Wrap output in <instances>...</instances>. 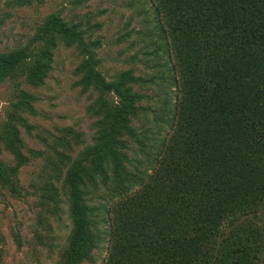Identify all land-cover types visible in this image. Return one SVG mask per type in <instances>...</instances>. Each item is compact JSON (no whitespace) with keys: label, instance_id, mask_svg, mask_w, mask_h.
<instances>
[{"label":"trees","instance_id":"trees-1","mask_svg":"<svg viewBox=\"0 0 264 264\" xmlns=\"http://www.w3.org/2000/svg\"><path fill=\"white\" fill-rule=\"evenodd\" d=\"M152 1L178 94L166 108L172 133L145 169L127 152L128 139L141 142L132 118L143 79L128 70L109 81L81 24L50 15L27 47L0 53V84L40 87L58 44L74 47L78 84L98 94L87 108L92 144L74 157L82 134L63 129L51 165L62 187L43 189L47 218L61 214V193L68 206L72 227L59 264L93 260L102 238L89 192L99 182L114 200L104 264H264V0ZM16 86L0 134L15 163L0 159V185L19 195V170L29 163L21 128H30L25 115H35V98Z\"/></svg>","mask_w":264,"mask_h":264},{"label":"rangeland","instance_id":"rangeland-1","mask_svg":"<svg viewBox=\"0 0 264 264\" xmlns=\"http://www.w3.org/2000/svg\"><path fill=\"white\" fill-rule=\"evenodd\" d=\"M50 15L82 25L86 41L99 46L98 69L109 81L128 70L143 79V84L134 86L144 100L139 103L141 110L132 118V127L141 142L128 139L127 152L130 160L142 162L145 169L154 154L150 151L160 150L172 133V115L166 108L174 105L178 94L175 74L167 71L166 65L170 61L172 67V63L162 39L163 23H159L153 1L28 0L18 5L16 0H0V53L27 47ZM80 61L81 55L74 47L60 42L43 86L33 87L23 79L0 84V134L15 99L16 84L20 83L21 89L35 98V115H25L30 128H21L29 163L19 170L20 194L0 185V264H59L68 245L72 226L64 194L61 193V214L51 218L46 217L42 196L43 189L52 182L56 188L62 187L51 166L58 159V152L63 151L59 145L62 130L72 128L82 134L84 144L74 148V157L92 144L95 135V119L87 108L98 94L94 90L84 91L78 84L80 76L76 69ZM110 98L116 100L114 95ZM0 159L15 163L2 144ZM89 194L90 204L100 209L97 219L102 239L92 253L93 260L82 264H104L110 247L107 210L114 200L100 182L98 189L91 188ZM41 216L47 218L46 226L39 223ZM260 217L264 221V213Z\"/></svg>","mask_w":264,"mask_h":264}]
</instances>
